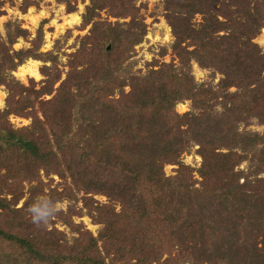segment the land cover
<instances>
[{
  "label": "trees",
  "instance_id": "obj_1",
  "mask_svg": "<svg viewBox=\"0 0 264 264\" xmlns=\"http://www.w3.org/2000/svg\"><path fill=\"white\" fill-rule=\"evenodd\" d=\"M57 1L73 10L69 0ZM89 1L81 27L107 7L117 17H130L137 28L123 32L108 22H92L76 56L89 70L95 66L97 77H84L75 93L60 86L42 104L51 142L42 138L35 116L23 129H13L6 121L11 114L29 113L28 100L21 97L25 87L8 81L5 67L13 71L27 57L47 58L38 52L41 35L25 51L9 53L0 41V86L7 90L0 110V128L7 133L6 147L0 146V167L5 159L16 161L12 164L22 179L38 168L60 177L66 173L75 190L104 194L119 209L103 204L93 210L85 203L101 229L97 238L89 235L86 242L76 240L70 246L61 233L47 232L44 222L32 219L28 209L34 202L25 203L19 224L9 221L0 227V264H264V132L238 128L250 118L264 124V54L252 42L264 27V0H171L176 13L168 21L179 67L160 64L138 77L115 75L124 54L144 32L143 25L134 22L129 0ZM195 12L202 14L199 28L191 25ZM7 26L14 27L6 34L9 45L24 36L18 24ZM185 42L192 51L182 48ZM191 59L218 71V84H197L190 74ZM92 79L99 85L91 86ZM125 86L126 94L109 100L114 89ZM231 87L233 93L228 92ZM51 88L48 82L42 92ZM184 100L199 113L178 114L175 106ZM75 103L80 107L72 124L66 110ZM190 141L199 145L202 159L199 189L186 181L188 175L183 177L189 168L179 161ZM242 161L249 163L246 174L235 171ZM165 163L180 166L176 176L164 174ZM4 188L13 201L0 199V212H19L14 205L22 194Z\"/></svg>",
  "mask_w": 264,
  "mask_h": 264
},
{
  "label": "rangeland",
  "instance_id": "obj_2",
  "mask_svg": "<svg viewBox=\"0 0 264 264\" xmlns=\"http://www.w3.org/2000/svg\"><path fill=\"white\" fill-rule=\"evenodd\" d=\"M25 1L0 0V41L6 47H9V53L19 50L25 51L32 47V41H35L37 34H39V36L41 35V45L38 52L48 54V56L43 60L27 57L13 71H9V68L5 67L3 74H6L7 80L11 81L13 79L25 87L21 97L24 100H28L26 113H29L25 117L11 114L6 118V121L13 129H23L33 123L32 116H35L42 128V138H48L49 142H51L52 136L43 117L42 109L44 105L42 104L46 100L52 99L60 86H66L71 92L75 93L78 86L83 84L82 80L84 77H97L96 67L92 66L91 70H89L86 64L81 63L79 58H77L78 55L76 56L82 49V38L89 35L92 22H108L111 26L116 25L123 32L126 30L135 31L137 27L134 26L130 17H117L107 7L97 11L98 16L93 18L91 24L81 27L82 15L85 13V7L90 5L89 0H69V5L73 7L72 11L67 10L66 3L58 2L57 0H28L31 3L27 5L24 4ZM170 1L129 0L131 8L136 12L134 22L137 25L142 24L144 32L140 42L124 54L125 60L115 75L124 77L129 75L143 76L152 69H157L160 64H172L177 68L179 67L178 56L173 49L175 37L168 21V16L176 13V7H173V3ZM219 2L220 0L217 1V3ZM190 20L193 28H199L202 23V14L195 12L191 15ZM9 22L18 24L25 31L24 36L18 37L12 45H9L6 39L7 31L14 29L13 26L8 28L7 23ZM137 33L136 36H138ZM219 34L222 35L224 32ZM252 42L264 54V27L259 30ZM181 46L184 50L189 51L194 48L188 46L186 42L182 43ZM106 48L109 49L110 45H107ZM22 68L26 70L23 76L20 75ZM32 70L37 73V78L33 76ZM190 74L197 84H210L211 86L217 85L222 77L218 71L212 68H202L192 59L190 60ZM124 79L125 81L127 80V78ZM48 82L52 85L50 93L42 92L43 88L46 89ZM88 82L91 86L99 85L98 79H92ZM122 91L126 94L129 91V87L114 89V93L109 97V100L118 99ZM234 91V87L228 90L229 93ZM6 95L7 90L4 86H0V110L5 108ZM79 107L80 104L75 103L66 110L67 115L70 114L69 117L72 119V124L74 119H77ZM175 111L178 114L186 112L199 113V110L192 107L190 100L178 103L175 106ZM215 111H217L218 115L221 113L220 105L216 106ZM53 112L59 114L58 108L53 107ZM64 115H66L65 112ZM238 128L239 131L245 132L250 131L258 134L264 132V124L259 123L256 118H250L247 122H239ZM0 135L2 136L0 137V146L5 148V141L7 140L6 130L0 128ZM189 144L185 152L180 155L179 161L189 168L183 177L188 175L186 176V181L191 182L195 189H199L202 182L198 174L202 162L198 152L199 145L193 141H190ZM5 161V166L0 167V199L13 201V195L4 194L3 187H5L4 189L15 188V191L22 195L14 205V208L18 209L19 212H7V215L0 212V227L6 226L9 221L19 224L17 218L22 217L25 213V203L34 202L40 204L41 202H47L54 213L47 218L46 222L42 221L45 225V231L54 233V235L56 232L61 233L63 235L62 239H66V243L71 246L72 244H77L76 240L86 242L90 236L93 238L98 236L101 226L89 215V208L93 209L96 206L107 204L112 205L115 210L119 209V204L110 201L104 194H85L75 190L66 173L64 177H60L53 172L46 174L44 168H38L35 171H28L26 173L28 176L22 179L23 176H20L18 170L14 169L15 164H12L16 161L11 160L9 162L7 159ZM58 161L60 168L63 169L64 164L61 155H59ZM248 167L249 163L242 161L235 167V171L246 174L249 172ZM178 170H180L179 165L163 164L164 174L168 177L176 176ZM8 174L11 176L9 180L5 178ZM261 176L264 179V174ZM242 181L240 179L239 183ZM66 194L70 195L72 199L68 200ZM85 203L89 208H86ZM70 213L72 214L70 215ZM161 214L162 212H160ZM12 222L10 223L12 224ZM209 223L212 224L211 221ZM97 244L100 246L101 242L98 241ZM165 257L166 255H163V258Z\"/></svg>",
  "mask_w": 264,
  "mask_h": 264
},
{
  "label": "clouds",
  "instance_id": "obj_3",
  "mask_svg": "<svg viewBox=\"0 0 264 264\" xmlns=\"http://www.w3.org/2000/svg\"><path fill=\"white\" fill-rule=\"evenodd\" d=\"M28 211L32 213V219L34 221L40 220L46 222L52 208L47 204V202H41L40 204L33 203L30 205Z\"/></svg>",
  "mask_w": 264,
  "mask_h": 264
},
{
  "label": "bare ground",
  "instance_id": "obj_4",
  "mask_svg": "<svg viewBox=\"0 0 264 264\" xmlns=\"http://www.w3.org/2000/svg\"><path fill=\"white\" fill-rule=\"evenodd\" d=\"M31 72H32L33 76L37 78V73L35 72V70H32ZM25 73H26V70L24 68H22L20 70V75L23 76Z\"/></svg>",
  "mask_w": 264,
  "mask_h": 264
},
{
  "label": "water",
  "instance_id": "obj_5",
  "mask_svg": "<svg viewBox=\"0 0 264 264\" xmlns=\"http://www.w3.org/2000/svg\"><path fill=\"white\" fill-rule=\"evenodd\" d=\"M0 137H2V136L0 135Z\"/></svg>",
  "mask_w": 264,
  "mask_h": 264
}]
</instances>
